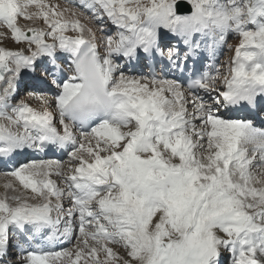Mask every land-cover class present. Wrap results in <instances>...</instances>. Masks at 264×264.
Masks as SVG:
<instances>
[{
  "label": "snow or ice",
  "instance_id": "obj_1",
  "mask_svg": "<svg viewBox=\"0 0 264 264\" xmlns=\"http://www.w3.org/2000/svg\"><path fill=\"white\" fill-rule=\"evenodd\" d=\"M185 2L188 13L180 0H0V39L21 45L0 47V159L50 146L67 155L6 173L18 187L0 197V255L13 233L18 264H221L225 252L230 264H264V127L232 115L264 110V0ZM104 20L117 32L101 23L98 42L82 21ZM161 29L176 39L164 75L121 70L119 60L164 61ZM230 33L235 54L218 62ZM38 61L53 103L13 102Z\"/></svg>",
  "mask_w": 264,
  "mask_h": 264
},
{
  "label": "rangeland",
  "instance_id": "obj_2",
  "mask_svg": "<svg viewBox=\"0 0 264 264\" xmlns=\"http://www.w3.org/2000/svg\"><path fill=\"white\" fill-rule=\"evenodd\" d=\"M66 1L68 2V4L66 3ZM58 2V3H57ZM76 2V3H75ZM52 3H55V4H60V5H63V7L65 6V4H67L65 7H72V5H76V4H78L79 3V0H52ZM64 3V4H63ZM70 3V4H69ZM71 3H72V5H71ZM77 11H81L80 9H77ZM90 23H92V25L93 26H95V28H96V30H97V34H99L100 36H102V37H104V35H105V33H103V32H101V31H99V28H100V24L103 22V21H100L99 23H96V22H91V21H89ZM18 23H19V25L21 26V27H23V26H25V25H28V24H31V22H29V21H25V20H23V19H20L19 21H18ZM34 26H36V27H40V26H42V22H38L36 25H34ZM109 32H110V29L108 30ZM7 32H8V30H7ZM109 32H107V34L108 35H112L111 33H109ZM4 33V32H3ZM6 33V32H5ZM114 36V35H113ZM236 39H238L239 40V37L236 35V34H234V33H232L231 35H230V41H229V44H228V47H227V50L226 51H224V53H223V61L222 62H224V60L226 61V60H229L231 57H232V50L234 49V48H236V46H235V41L234 40H236ZM0 44H1V46L0 47H5V48H8V49H11V50H16V49H18L19 47H21V45H18V44H15V43H13L12 42V40H11V37H10V34H8V37L6 38V39H0ZM229 45H231L232 47H231V50H229ZM25 47H26V45H24ZM47 95V94H46ZM20 99H22V98H19V100ZM2 175L3 176H6V174H3L2 173ZM6 179V178H5ZM7 180V179H6ZM10 181V180H9ZM9 181H7V182H9ZM3 182H5V180H0V197H2L4 194H5V189H4V183ZM11 182V181H10ZM12 183H13V185L15 186V187H18V182H16V181H14V179L12 180ZM1 186H2V188H1ZM2 192V193H1ZM71 248V247H70ZM8 250H10V248L9 249H7V252H8ZM122 253H123V249H121L120 250ZM6 252V253H7ZM227 257L228 256H222V258H223V263L222 264H227ZM18 259H19V256L17 255V254H15V255H12V256H10L9 254H4V255H2L1 257H0V264H18Z\"/></svg>",
  "mask_w": 264,
  "mask_h": 264
},
{
  "label": "bare ground",
  "instance_id": "obj_3",
  "mask_svg": "<svg viewBox=\"0 0 264 264\" xmlns=\"http://www.w3.org/2000/svg\"><path fill=\"white\" fill-rule=\"evenodd\" d=\"M50 2H52V0H50ZM58 3V2H57ZM76 3V2H75ZM64 4V3H63ZM72 4V3H71ZM60 7H63V5H60V4H58ZM67 4H65V6H66ZM64 6V7H65ZM68 7V6H67ZM83 22H85V23H88V25L90 26V27H92L94 30H95V32H96V39H97V41L99 42L103 37L102 36H100L99 34H97V30H96V28H95V26H93L92 25V23H90L89 21H83ZM110 25V24H109ZM112 26V25H111ZM108 29V28H107ZM160 32H161V41H160V43L165 39H167V40H169V41H174V38L171 36V34L170 33H166L165 32V30H163V29H161L160 30ZM70 35L72 34V33H69ZM172 44V43H171ZM98 47H99V51L102 53L103 52V46H102V44H100V45H98ZM166 53H167V50L165 51V60L167 61V58H166ZM224 59V58H223ZM223 61V60H222ZM225 61V60H224ZM66 67H67V65H66ZM121 70H123L124 72H126V73H128V70H127V68H125L124 66H121ZM138 74H144V72L141 70V68H138L137 70H136V75H138ZM171 74H169V76H170ZM21 76H24L25 77V74L22 72V74H21ZM41 81L42 80H45V79H40ZM55 91L56 90H54V91H51L52 93H55ZM35 92H37V91H35ZM47 94V93H46ZM50 95V94H49ZM31 95H28V97H30ZM33 97V96H32ZM31 97V98H32ZM39 97V96H38ZM49 98H51V100H52V103H53V96H49ZM32 106V105H31ZM41 106V103H39L38 105H36V106H32V107H35V108H39ZM49 110H51V107H50V109ZM226 115H228L227 113H226ZM234 116V115H233ZM235 117V116H234ZM257 127H260V126H257ZM54 149L57 151V152H60V153H63L64 154V156H62V157H60V158H56V159H45L44 161H47V160H58V161H62L61 159L62 158H65V163H67V155H66V150H64V149H60V148H58V147H56V146H54ZM27 159H31V158H29V157H27V158H25V159H19L16 163H19V162H21V161H24V160H27ZM0 171L2 172V171H4V172H6L7 170L6 169H1L0 168ZM7 180H6V179ZM0 180H5V182H3L4 184L5 183H8L7 181H11L12 182V180H13V178H11V177H9V176H2V175H0ZM9 181V182H10ZM1 188H2V186H1ZM2 193V192H1ZM121 250V249H120Z\"/></svg>",
  "mask_w": 264,
  "mask_h": 264
},
{
  "label": "water",
  "instance_id": "obj_4",
  "mask_svg": "<svg viewBox=\"0 0 264 264\" xmlns=\"http://www.w3.org/2000/svg\"><path fill=\"white\" fill-rule=\"evenodd\" d=\"M180 4V3H179ZM183 5H184V7H185V10L188 8V5L187 4H185V3H182Z\"/></svg>",
  "mask_w": 264,
  "mask_h": 264
}]
</instances>
